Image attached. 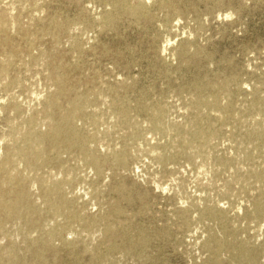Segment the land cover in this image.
Listing matches in <instances>:
<instances>
[{
	"label": "rangeland",
	"instance_id": "1",
	"mask_svg": "<svg viewBox=\"0 0 264 264\" xmlns=\"http://www.w3.org/2000/svg\"><path fill=\"white\" fill-rule=\"evenodd\" d=\"M0 264H264V0H0Z\"/></svg>",
	"mask_w": 264,
	"mask_h": 264
},
{
	"label": "bare ground",
	"instance_id": "2",
	"mask_svg": "<svg viewBox=\"0 0 264 264\" xmlns=\"http://www.w3.org/2000/svg\"><path fill=\"white\" fill-rule=\"evenodd\" d=\"M68 122H69V119H64L62 120V122L57 123L59 125L56 124L57 126L54 125L52 127L53 129L52 132L42 133L47 138H42L43 135L38 136L37 138L38 144H36V146L31 148L29 152L38 157H42V155L47 151V148L42 146V144L45 143V140H47L48 143L51 144V146L53 147H57L58 145L59 146L60 145H71V144L73 145L76 142V140L78 141V139H76V137L74 136L72 127H70V130H67L69 126ZM63 123L65 124L63 125ZM93 163L96 165L98 162L96 159H93ZM5 164H7V161Z\"/></svg>",
	"mask_w": 264,
	"mask_h": 264
},
{
	"label": "snow or ice",
	"instance_id": "3",
	"mask_svg": "<svg viewBox=\"0 0 264 264\" xmlns=\"http://www.w3.org/2000/svg\"><path fill=\"white\" fill-rule=\"evenodd\" d=\"M149 2H150V0H149Z\"/></svg>",
	"mask_w": 264,
	"mask_h": 264
}]
</instances>
